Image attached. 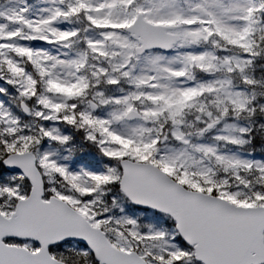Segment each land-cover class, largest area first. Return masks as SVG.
Here are the masks:
<instances>
[{
  "label": "snow or ice",
  "instance_id": "snow-or-ice-1",
  "mask_svg": "<svg viewBox=\"0 0 264 264\" xmlns=\"http://www.w3.org/2000/svg\"><path fill=\"white\" fill-rule=\"evenodd\" d=\"M0 264H264V0H0Z\"/></svg>",
  "mask_w": 264,
  "mask_h": 264
}]
</instances>
